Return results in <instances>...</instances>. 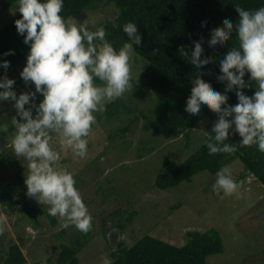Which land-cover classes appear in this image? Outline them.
Masks as SVG:
<instances>
[{
  "label": "clouds",
  "instance_id": "1",
  "mask_svg": "<svg viewBox=\"0 0 264 264\" xmlns=\"http://www.w3.org/2000/svg\"><path fill=\"white\" fill-rule=\"evenodd\" d=\"M64 5L65 0H18L16 10L21 17L15 26L30 45L20 77L26 86L34 85V90L18 94L15 79L7 75L10 61L0 60V68L5 70L0 76V106L10 102L15 109L9 124H0V133L12 129L10 150L25 168L26 195L46 207L49 216L58 217L64 228L74 226L87 234L92 216L74 175L61 164V152L67 148L74 156H87V138L97 122L96 114L134 87L131 60L142 45V35L135 22L124 24L127 40L117 49L95 19L79 23L66 19ZM236 11L238 21H226L207 43L219 56L216 50L228 47L236 38L223 54L221 74L216 76L225 85L223 92L205 82V76L214 75L206 70L216 59L206 58L203 41L178 49L198 73L187 115L199 118L205 108L217 115L206 142L209 155L233 154L238 147L252 146L264 153V7L246 10L237 4ZM202 27L207 30L208 25ZM13 54L9 50L3 55ZM253 86L256 91L247 95L244 90ZM229 93L236 95L235 105L229 103ZM38 94L42 97L39 102ZM237 134L239 145L230 142ZM212 190L217 195H239V184L229 167L217 171ZM102 264H112V260L105 256Z\"/></svg>",
  "mask_w": 264,
  "mask_h": 264
},
{
  "label": "rangeland",
  "instance_id": "2",
  "mask_svg": "<svg viewBox=\"0 0 264 264\" xmlns=\"http://www.w3.org/2000/svg\"><path fill=\"white\" fill-rule=\"evenodd\" d=\"M6 1L0 0V28L20 14L16 10L18 1L4 10ZM115 15V7L103 3L100 9L83 10L70 19L79 23L92 18L96 20V26L101 27ZM26 61L9 71V78L17 80ZM147 64L146 58L134 52L132 78L139 79ZM131 83L134 87L125 93L116 117L108 119L105 111L96 114L97 122L87 138L85 158L74 156L67 148L61 152V161L65 160L64 167L74 175L76 186L92 216L91 231L84 234L74 226L64 228L60 220L57 222L58 217L52 222L48 215H38L36 224L32 221L36 218L21 214L16 206L11 210V216L1 212L0 264L9 245L20 242V236L24 241L26 264H57L56 258L63 244L79 247V264H102L105 256L113 263L114 248L121 240L132 246L145 235H153L182 246L187 241L188 231L211 228L221 233L224 251L208 256L207 264H264V184L254 180L252 175L242 179L245 167L240 159L229 157L224 164L232 170L236 181L241 179L239 195L226 196L222 192L217 195L212 190L216 173L209 171L199 172L172 188L160 189L155 185L158 174L181 165L212 136L210 132L217 115L211 112L194 126L189 135L187 130H180L171 139H166L153 130L146 131L145 118L136 120L140 111L153 106L154 96L142 82ZM33 88L34 85H25L17 93ZM253 88L246 89V94L253 95L256 91ZM237 102V97L229 99L232 105ZM127 108L134 111L129 113ZM14 114L11 103L4 102L0 106V124H9ZM129 123V130L119 131ZM5 134L0 133V150H3L0 152V174L6 175L11 182L19 168L24 166L10 150L12 129ZM187 139L192 141L189 146L186 145ZM54 142L58 144V138ZM0 188L20 197L18 190L2 181ZM22 190L26 194V185ZM118 208L135 212L125 230L117 226L121 219L111 216V212ZM129 213L125 211V214Z\"/></svg>",
  "mask_w": 264,
  "mask_h": 264
},
{
  "label": "trees",
  "instance_id": "3",
  "mask_svg": "<svg viewBox=\"0 0 264 264\" xmlns=\"http://www.w3.org/2000/svg\"><path fill=\"white\" fill-rule=\"evenodd\" d=\"M17 1L7 0L3 9L10 8ZM103 3L112 4L116 9L115 18L102 26L107 31V39L114 47L119 49L127 40L126 34L122 31L124 24L135 22L139 28L142 45L138 46L135 52L146 58L148 64L141 77L139 79L132 78V82L136 85L142 82L155 98L152 99L153 106H150L147 111H140L136 120L145 118L146 131L153 130L166 139H171L180 130H187L189 135L194 126L212 112L205 108L199 118L187 115L186 109L198 73L179 54V47L184 45L186 48H191L194 46V42H204L206 58L216 59V64L206 70L214 75L212 77L205 76V82L212 85L214 90L223 92L225 85L218 82L216 76L221 74L219 69L223 54L227 52L228 47L232 46V43H235L236 38L234 36L233 41H229L228 47L217 49L216 51L220 55L215 56L207 47L211 33L222 29L226 21L231 20L234 24L238 21L237 4L246 10L264 7V0H65L62 15L66 19H70L83 10L100 9ZM20 17L21 13L0 28V60L10 61L7 74L22 65L30 51V45L24 43L23 36L18 34L15 26V20ZM204 24L208 25L207 30L203 29ZM9 50H14V54L4 56L3 54ZM4 73L5 70L0 68V76H3ZM245 79L247 80V76ZM15 81V90L20 92L25 83L21 77ZM229 97L231 100L236 99L234 93H229ZM39 99L42 97L38 94L37 102ZM122 101L121 98L106 106L105 115L108 119L114 118L120 113ZM127 109L129 113L134 111L132 108ZM130 124L120 127L119 131L126 132L130 129ZM1 135L6 134L1 133ZM210 139L211 137L208 140ZM239 140L238 134L230 137V142L233 144L239 145ZM206 142L181 165L158 174L155 182L156 187L160 189L172 188L202 171L217 173L224 167L229 157L238 158L243 162L245 171L242 174V179L254 174V177L264 184V153H260L256 146L238 147V150L233 154L209 155ZM191 144L192 141L187 139L186 145ZM61 163L64 167L65 160ZM24 172L25 169L21 166L11 182H8L6 175L0 174V181L14 187L20 195V197H16L11 191L0 188V217L1 212L11 216V210L18 206L16 209H19L21 214L26 213L29 214V217L36 218L32 221L37 224L38 215L48 214L46 209L34 200L28 199L23 192ZM240 181L241 179L237 180L238 184ZM125 211H130V213L125 214ZM134 214L135 212L125 210V208H118L111 212L112 217L121 219L117 226L124 230L133 219ZM24 217L26 218V216ZM49 218L52 222L57 219V217L51 216ZM19 239L20 242L14 241L9 245L2 264H26L27 255L23 250L24 241L21 236ZM223 251L224 242L221 233L215 228L207 231H188L187 241L182 246L153 235H145L132 246H127L123 240L119 241L118 247L114 248L115 260L112 264H207L208 256ZM79 252L78 246L63 244L56 262L57 264H79Z\"/></svg>",
  "mask_w": 264,
  "mask_h": 264
},
{
  "label": "water",
  "instance_id": "4",
  "mask_svg": "<svg viewBox=\"0 0 264 264\" xmlns=\"http://www.w3.org/2000/svg\"><path fill=\"white\" fill-rule=\"evenodd\" d=\"M255 180H258V178H255Z\"/></svg>",
  "mask_w": 264,
  "mask_h": 264
}]
</instances>
